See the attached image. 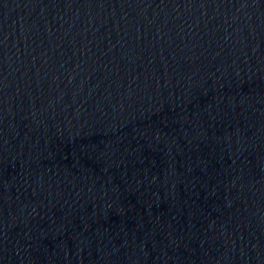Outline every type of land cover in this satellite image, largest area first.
I'll list each match as a JSON object with an SVG mask.
<instances>
[{
  "label": "water",
  "instance_id": "1",
  "mask_svg": "<svg viewBox=\"0 0 264 264\" xmlns=\"http://www.w3.org/2000/svg\"><path fill=\"white\" fill-rule=\"evenodd\" d=\"M0 264H264V0H0Z\"/></svg>",
  "mask_w": 264,
  "mask_h": 264
}]
</instances>
